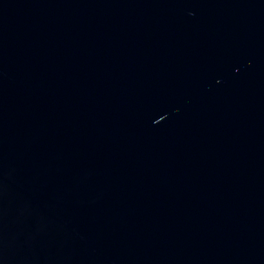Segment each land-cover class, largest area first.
<instances>
[{"label": "water", "instance_id": "95a60500", "mask_svg": "<svg viewBox=\"0 0 264 264\" xmlns=\"http://www.w3.org/2000/svg\"><path fill=\"white\" fill-rule=\"evenodd\" d=\"M0 264H264V0H0Z\"/></svg>", "mask_w": 264, "mask_h": 264}]
</instances>
